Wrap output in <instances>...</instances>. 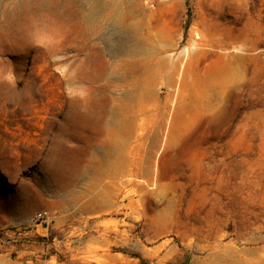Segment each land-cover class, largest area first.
Here are the masks:
<instances>
[{"label":"rangeland","instance_id":"1","mask_svg":"<svg viewBox=\"0 0 264 264\" xmlns=\"http://www.w3.org/2000/svg\"><path fill=\"white\" fill-rule=\"evenodd\" d=\"M0 264H264V0H0Z\"/></svg>","mask_w":264,"mask_h":264},{"label":"bare ground","instance_id":"2","mask_svg":"<svg viewBox=\"0 0 264 264\" xmlns=\"http://www.w3.org/2000/svg\"><path fill=\"white\" fill-rule=\"evenodd\" d=\"M39 10L41 11V10H43L42 8H39Z\"/></svg>","mask_w":264,"mask_h":264},{"label":"built area","instance_id":"3","mask_svg":"<svg viewBox=\"0 0 264 264\" xmlns=\"http://www.w3.org/2000/svg\"><path fill=\"white\" fill-rule=\"evenodd\" d=\"M39 216L41 217V216H43L42 214H39Z\"/></svg>","mask_w":264,"mask_h":264}]
</instances>
